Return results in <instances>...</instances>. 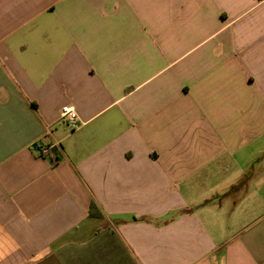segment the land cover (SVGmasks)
<instances>
[{"label": "crops", "instance_id": "1", "mask_svg": "<svg viewBox=\"0 0 264 264\" xmlns=\"http://www.w3.org/2000/svg\"><path fill=\"white\" fill-rule=\"evenodd\" d=\"M0 264H264V0H0Z\"/></svg>", "mask_w": 264, "mask_h": 264}, {"label": "built area", "instance_id": "2", "mask_svg": "<svg viewBox=\"0 0 264 264\" xmlns=\"http://www.w3.org/2000/svg\"><path fill=\"white\" fill-rule=\"evenodd\" d=\"M61 117L68 121L73 127L77 125L78 115L75 109L71 106H65L61 109ZM43 157L50 159L52 162L57 163V155L53 153L52 147L42 146L40 148Z\"/></svg>", "mask_w": 264, "mask_h": 264}, {"label": "trees", "instance_id": "3", "mask_svg": "<svg viewBox=\"0 0 264 264\" xmlns=\"http://www.w3.org/2000/svg\"><path fill=\"white\" fill-rule=\"evenodd\" d=\"M91 214L94 216V215H101L97 212V206L95 203H92V206H91Z\"/></svg>", "mask_w": 264, "mask_h": 264}]
</instances>
